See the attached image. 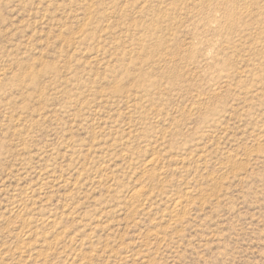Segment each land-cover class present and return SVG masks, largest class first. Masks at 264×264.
<instances>
[{
    "label": "rangeland",
    "instance_id": "374dc122",
    "mask_svg": "<svg viewBox=\"0 0 264 264\" xmlns=\"http://www.w3.org/2000/svg\"><path fill=\"white\" fill-rule=\"evenodd\" d=\"M0 264H264V0H0Z\"/></svg>",
    "mask_w": 264,
    "mask_h": 264
},
{
    "label": "bare ground",
    "instance_id": "6f19581e",
    "mask_svg": "<svg viewBox=\"0 0 264 264\" xmlns=\"http://www.w3.org/2000/svg\"><path fill=\"white\" fill-rule=\"evenodd\" d=\"M156 163V160H154V159H152L146 166H147V168H149V167H151V166H153L154 164ZM146 168V167H145ZM141 195V194H140ZM140 195H138V193H137V197L138 196H140ZM135 196V195H134ZM136 197V196H135ZM134 198V197H133ZM143 201V200H142ZM143 203V202H142ZM142 205V204H141ZM181 208V202H177V203H175V205H174V209H173V212L174 213H176L177 211L178 212H180V211H182V210H180L179 211V209ZM184 208V207H183ZM178 212H177V214H178ZM24 239H25V237H24Z\"/></svg>",
    "mask_w": 264,
    "mask_h": 264
}]
</instances>
